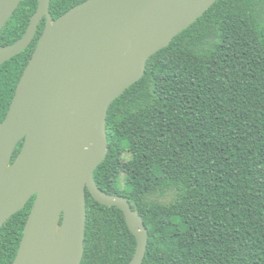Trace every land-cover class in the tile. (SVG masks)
Listing matches in <instances>:
<instances>
[{"label": "trees", "instance_id": "obj_1", "mask_svg": "<svg viewBox=\"0 0 264 264\" xmlns=\"http://www.w3.org/2000/svg\"><path fill=\"white\" fill-rule=\"evenodd\" d=\"M86 1L51 0V15ZM38 2L22 0L0 48L25 35ZM45 27L0 66V124ZM107 135L95 181L143 218V264H264V0H217L150 57L110 106ZM86 198L81 264H130L137 240L124 213ZM34 201L1 228L0 264L14 263Z\"/></svg>", "mask_w": 264, "mask_h": 264}, {"label": "water", "instance_id": "obj_2", "mask_svg": "<svg viewBox=\"0 0 264 264\" xmlns=\"http://www.w3.org/2000/svg\"><path fill=\"white\" fill-rule=\"evenodd\" d=\"M22 0H0V36ZM217 0H87L54 20L39 0L25 35L0 48V66L46 27L0 124V230L35 197L13 264H81L87 191L119 208L143 264L148 230L129 199L95 181L108 155L110 106L146 73L147 62ZM23 141L14 161L13 155Z\"/></svg>", "mask_w": 264, "mask_h": 264}]
</instances>
